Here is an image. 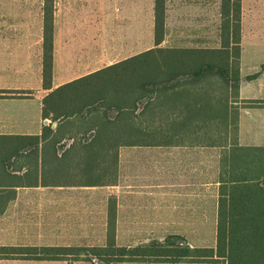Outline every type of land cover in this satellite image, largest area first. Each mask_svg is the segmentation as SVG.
Listing matches in <instances>:
<instances>
[{
	"label": "crops",
	"instance_id": "0c3cea01",
	"mask_svg": "<svg viewBox=\"0 0 264 264\" xmlns=\"http://www.w3.org/2000/svg\"><path fill=\"white\" fill-rule=\"evenodd\" d=\"M36 6L34 0H0V136H39L50 125L64 138L36 148L43 168H114L115 175L101 183L46 181L0 189V246L77 247L82 233L107 231L112 201L115 232H132L121 227L135 225L140 233L216 232L222 158L230 147L264 153V106L246 103L264 101V1L241 0L238 87L229 92L226 109L217 108V89L208 76L195 79L187 75L190 67L181 66L169 71L186 75L155 81L158 91L137 101L134 111L99 109L61 122L41 116L49 92L41 75L43 0ZM153 7L154 0H53L51 90L153 50ZM166 13L165 0L159 47L175 49V55L220 49V44L209 47L208 38L202 40L206 46L190 40L185 47H166L173 25ZM216 14L220 18V4ZM130 135L140 137V145L118 143ZM80 136H96L102 143L71 144L70 138ZM33 149L20 150L9 162L24 160ZM6 181L16 184L13 178ZM131 185H139V191ZM23 218L39 219L33 226ZM68 263L0 259V264Z\"/></svg>",
	"mask_w": 264,
	"mask_h": 264
},
{
	"label": "trees",
	"instance_id": "16d2710c",
	"mask_svg": "<svg viewBox=\"0 0 264 264\" xmlns=\"http://www.w3.org/2000/svg\"><path fill=\"white\" fill-rule=\"evenodd\" d=\"M241 0H220V49H187L188 55H175L177 50L159 47L164 37L165 0H154L153 50L127 58L112 67L65 83L51 90L53 0H43L42 30V88L49 90L42 99L41 116L52 122L63 121L73 116L102 113L113 108L117 111H134L136 102L158 91L157 83L168 81L182 71L170 72L169 68L190 67L187 75L205 80L207 76L233 74L232 81L238 87V59L240 52ZM118 70V71H114ZM109 72L110 74L105 76ZM254 76H251L252 78ZM225 83H229L225 81ZM155 85V86H154ZM166 88V87H163ZM128 99V100H127ZM120 100V101H117ZM249 106H264V101L246 102ZM57 131L50 125L43 126L39 136H0V189L5 187L46 185L43 165L36 159L34 172L25 169L22 174H11L9 159L28 152L38 157V146L47 143ZM71 144L94 145L102 143L96 136H80ZM120 145H140V137L119 138ZM59 144V143H57ZM56 145V143H52ZM236 152L233 154V152ZM256 149L230 147L220 162L218 213L214 248H192L178 235H169L161 242L140 244L133 247L115 243L114 202H110L106 243L96 247H4L0 246V259L39 261L87 262L89 264L117 263H222L264 264V170L255 162H261ZM233 155L236 160L233 161ZM261 155V154H260ZM264 161V160H263ZM40 164V169L38 165ZM23 168V167H21ZM19 171V170H17ZM29 177L31 180H27ZM16 179L9 185L7 179ZM26 179V180H25ZM112 205V206H111ZM97 261L98 263H96ZM222 261V262H221Z\"/></svg>",
	"mask_w": 264,
	"mask_h": 264
},
{
	"label": "rangeland",
	"instance_id": "374dc122",
	"mask_svg": "<svg viewBox=\"0 0 264 264\" xmlns=\"http://www.w3.org/2000/svg\"><path fill=\"white\" fill-rule=\"evenodd\" d=\"M252 1V0H248ZM264 1V0H257ZM38 0H34V9L36 10ZM219 0H166V9H167V20H170L173 25H170V36L168 35L166 47H185L191 43L190 40H193L194 46H206L203 44L202 40L208 38L209 47H216L220 44V18L216 14V10H219ZM195 6L192 9V6ZM8 9H13V7L6 5ZM177 22V23H175ZM195 22V24H193ZM169 34V32H168ZM219 38V42H218ZM173 39V42H171ZM215 39V44L212 43ZM107 72L105 76L109 75ZM207 81L212 82L211 86L216 88L217 93V108L226 109L228 107V99L230 97L229 92H235V82L232 81L233 74L230 72L226 74V80L222 79L220 76H208ZM225 81L229 83H225ZM230 88V90H228ZM64 138L63 134H55L52 136L47 143L52 145V143H61V140ZM78 138V137H76ZM69 142H63L62 144H67ZM227 154V153H226ZM261 154V155H260ZM252 156L261 157V162H255L257 167L261 170H264V153H254ZM35 155L31 154L27 156L24 160L18 161L17 163H10L11 168L10 172L13 170H19L24 172L25 169L29 171V174H32L35 170L34 165L36 163ZM10 161V160H9ZM39 163V161H37ZM23 167V168H21ZM40 169V164L38 165ZM24 170V171H23ZM21 174V173H20ZM115 175V169L102 168V169H92L87 167L74 168L73 170L66 167H59L54 164H48L46 168L43 169V179L44 181L50 182H78V183H101L106 181H111ZM27 180H31L29 177ZM25 179V180H26ZM139 185H131L133 191H139ZM111 198V196L109 197ZM29 221L38 220L39 218H23ZM36 223H34L33 226ZM123 228H131L132 232H115V243L118 246L133 247L140 244H150L153 241L161 242L169 235H178L183 238L185 244L192 248H214L215 247V232H208L203 234L195 233H140L137 231L140 229V226H123ZM36 229V228H35ZM34 229V230H35ZM81 243L77 247H96L104 246L106 243V232L105 233H82L81 234ZM82 262V261H78ZM98 263L97 261H95ZM222 262V261H221ZM69 262L68 264H72ZM87 263V262H84ZM89 264V263H87ZM99 264V263H98ZM122 264H143L141 262L135 263H122ZM154 264V263H150ZM207 264H216V263H207ZM220 264H223L220 263Z\"/></svg>",
	"mask_w": 264,
	"mask_h": 264
}]
</instances>
